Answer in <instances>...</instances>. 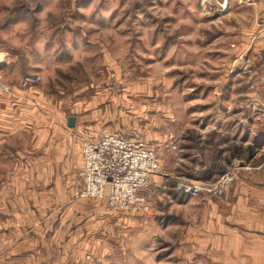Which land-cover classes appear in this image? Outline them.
Instances as JSON below:
<instances>
[{"label":"rangeland","instance_id":"374dc122","mask_svg":"<svg viewBox=\"0 0 264 264\" xmlns=\"http://www.w3.org/2000/svg\"><path fill=\"white\" fill-rule=\"evenodd\" d=\"M219 3L0 0V264H264V0ZM132 130L138 200L81 196Z\"/></svg>","mask_w":264,"mask_h":264},{"label":"built area","instance_id":"2783aa9c","mask_svg":"<svg viewBox=\"0 0 264 264\" xmlns=\"http://www.w3.org/2000/svg\"><path fill=\"white\" fill-rule=\"evenodd\" d=\"M219 5L228 10L230 0H220ZM31 82L32 78H25L22 87L26 88ZM136 139L137 132L132 130L129 138L108 134L95 142H83L79 171L81 196L99 198L107 189L108 204L124 208L138 200V188L159 165L152 151Z\"/></svg>","mask_w":264,"mask_h":264},{"label":"water","instance_id":"95a60500","mask_svg":"<svg viewBox=\"0 0 264 264\" xmlns=\"http://www.w3.org/2000/svg\"><path fill=\"white\" fill-rule=\"evenodd\" d=\"M74 124H75L74 117L69 116L68 119H67V125H68L69 127H72V126H74Z\"/></svg>","mask_w":264,"mask_h":264},{"label":"crops","instance_id":"0c3cea01","mask_svg":"<svg viewBox=\"0 0 264 264\" xmlns=\"http://www.w3.org/2000/svg\"><path fill=\"white\" fill-rule=\"evenodd\" d=\"M82 157V156H81ZM81 163H82V159H81Z\"/></svg>","mask_w":264,"mask_h":264}]
</instances>
